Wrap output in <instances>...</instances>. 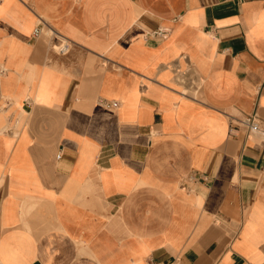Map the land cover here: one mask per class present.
I'll list each match as a JSON object with an SVG mask.
<instances>
[{"label":"crops","instance_id":"0c3cea01","mask_svg":"<svg viewBox=\"0 0 264 264\" xmlns=\"http://www.w3.org/2000/svg\"><path fill=\"white\" fill-rule=\"evenodd\" d=\"M246 116L264 0H0V264H264Z\"/></svg>","mask_w":264,"mask_h":264},{"label":"built area","instance_id":"2783aa9c","mask_svg":"<svg viewBox=\"0 0 264 264\" xmlns=\"http://www.w3.org/2000/svg\"><path fill=\"white\" fill-rule=\"evenodd\" d=\"M37 33V31H36ZM111 106H116V103H111ZM246 130L250 133H260L264 137V127L253 116H246L241 121Z\"/></svg>","mask_w":264,"mask_h":264}]
</instances>
